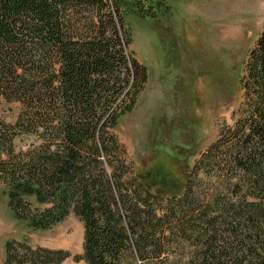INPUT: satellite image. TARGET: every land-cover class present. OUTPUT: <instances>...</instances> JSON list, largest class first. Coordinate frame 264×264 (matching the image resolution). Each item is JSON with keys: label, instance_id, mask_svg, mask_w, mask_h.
I'll use <instances>...</instances> for the list:
<instances>
[{"label": "trees", "instance_id": "obj_1", "mask_svg": "<svg viewBox=\"0 0 264 264\" xmlns=\"http://www.w3.org/2000/svg\"><path fill=\"white\" fill-rule=\"evenodd\" d=\"M170 0H0V183L15 220L48 231L71 214L85 264H264V28L240 78L234 124L180 196L151 192L116 129L147 88L128 17ZM203 175L206 181L200 177ZM64 250L11 240L4 264H63Z\"/></svg>", "mask_w": 264, "mask_h": 264}, {"label": "rangeland", "instance_id": "obj_2", "mask_svg": "<svg viewBox=\"0 0 264 264\" xmlns=\"http://www.w3.org/2000/svg\"><path fill=\"white\" fill-rule=\"evenodd\" d=\"M173 16L152 21L128 17L131 49L148 70L135 110L116 133L138 179L153 193L180 196L201 155L234 124L240 78L264 28V0H170ZM19 104L0 99V121L14 123ZM206 181L203 175H200ZM0 183V264L8 241L83 255L84 227L71 214L48 231L15 220Z\"/></svg>", "mask_w": 264, "mask_h": 264}]
</instances>
